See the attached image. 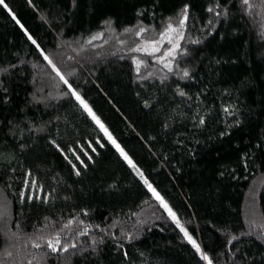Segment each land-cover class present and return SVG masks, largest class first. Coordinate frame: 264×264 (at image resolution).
<instances>
[{"label": "trees", "instance_id": "1", "mask_svg": "<svg viewBox=\"0 0 264 264\" xmlns=\"http://www.w3.org/2000/svg\"><path fill=\"white\" fill-rule=\"evenodd\" d=\"M5 2L19 23L0 6V264H207L69 84L213 264H264V0ZM185 6L172 72L167 41L131 51ZM57 233L77 248L52 253Z\"/></svg>", "mask_w": 264, "mask_h": 264}, {"label": "snow or ice", "instance_id": "2", "mask_svg": "<svg viewBox=\"0 0 264 264\" xmlns=\"http://www.w3.org/2000/svg\"><path fill=\"white\" fill-rule=\"evenodd\" d=\"M30 2H31V0H30ZM242 3L244 5H247V6L251 7V5L249 3V0H242ZM0 6H3V8L8 10L9 13L12 15L13 20H16L15 14L12 13V10L9 8V6L5 2V0H0ZM217 6H219V5H217ZM208 11L209 12H214L215 9L214 8H209ZM217 15H219V13H217ZM188 16H189L188 7L185 6L184 9L182 10V17L183 18L179 21L178 27H174L172 23H169L167 25V28L163 32L160 33L159 40H151V41L146 40L144 42V46L143 47L138 45L137 47L132 48L131 51H134V52L144 51L148 55H152V54H154L156 52H159L161 50L160 46L165 41H167V43L171 44L172 46L170 48H168L163 53L162 56L157 58V63H163L164 67L167 68L169 72H172L173 69H172L170 63L167 62L166 58L171 57L173 60H175L176 57L173 55V53L176 51L177 48H180L181 45L178 42H174L173 41V37L170 34L171 33H177V35H179L180 39H184V34H183L182 31H179V29H183L184 28V26H185V24H186V22L188 20ZM16 22L19 23L18 20H16ZM146 31H147L146 28H141L136 33V35L140 36L143 33H145ZM98 38H99V34L96 35V36H93L91 39L95 40V39H98ZM29 39L32 40V37L29 36ZM32 42L34 44L36 43L35 40H32ZM88 42L91 43V40H89ZM192 43H199V41H192ZM149 46L151 47V51L150 52L148 50ZM41 54L43 55V53H41ZM44 60L47 61L48 64L52 66L53 71H55L57 76L60 77V80L63 81V83L68 84V80L64 77V75L61 74L60 70L58 68H56V66L53 64L52 60L46 55H44ZM133 63L136 65V71L139 74L140 67L145 62L143 60H137V59L133 58ZM148 75L151 76V73H149ZM188 76H189V72L185 69L183 71V77H188ZM147 78L148 77L141 76V79H147ZM68 86H69V90L71 92V95L78 101L80 107L84 110V112H86L87 115L96 123V125L104 133L105 137L109 140L110 143L113 144V146L119 152L121 157L124 160H126L128 162V164L139 173V169L136 168V166L132 162L131 158L127 155V153L124 151V149L116 142V140L113 138V136L111 135L109 130L105 127V125L102 123L100 118L95 114V112L92 110V108L86 102V100L83 99L82 96L75 89H73L70 84ZM178 94L180 96H184L185 95V93L182 90H179ZM145 106L147 107L148 105L146 104ZM225 111L228 112L229 110L226 108ZM199 123L200 124H204L205 121L203 119H200ZM97 143H100V142L97 141ZM100 146L103 147V144H101ZM57 147H59V146H57ZM93 151H95L94 148H93ZM73 155L76 156V160L80 161L81 164L84 163L83 160H81L80 156L76 155L75 152H73ZM85 155H87V153H85ZM65 159L69 160V163L72 164L73 169L77 168V165L75 163H73L68 158V156L66 154H65ZM89 159H91V157H89ZM76 175H80V171L79 170H76ZM140 176L143 179V174L142 173H140ZM30 183H31L32 187H36L37 186V182L35 180H32ZM144 183H145V185H147L148 190L152 193V195L159 202L160 206L167 212L168 216L176 224L177 228H179L180 232L183 233V235L187 239L188 243H190L192 245V247L196 250V252L200 254L201 259L204 260V261H207V264H213V262L209 258V256L206 253L202 252L200 245L196 242L195 239H193L192 235H190L188 230L180 223V220L177 217V214L173 211V209L169 206V204L164 200V198L156 191L155 188L152 187L151 184L148 183V181L146 179H144ZM25 185L28 186L29 185V181L26 180L25 181ZM20 195H21V199L23 200L24 197H25V194L23 192H21ZM34 198L37 199V200H42V202H44V203L48 202V197H46V196L45 197H40V196L33 197V196L29 195L27 197V199L29 201L33 200ZM72 224H73V220H69L63 227H64V229H68V228H70V226ZM86 234H87L86 230L84 232H80L79 233V235H86ZM246 235L252 236L253 232L249 231L248 233H246ZM238 239H239V237L232 236L231 239L228 240V244L231 245L233 243V241H236ZM257 239H259L262 242H264V232H261V233L257 234ZM46 245H47V248L50 249L52 253H57L58 251L67 252L69 250V248H72V249H76L77 248V245L75 243L68 244L66 241L64 243H62L59 233H57L54 237L47 239ZM33 247L34 248H41V244L34 243ZM29 264H31V262H29Z\"/></svg>", "mask_w": 264, "mask_h": 264}, {"label": "rangeland", "instance_id": "3", "mask_svg": "<svg viewBox=\"0 0 264 264\" xmlns=\"http://www.w3.org/2000/svg\"><path fill=\"white\" fill-rule=\"evenodd\" d=\"M95 123V122H94ZM96 124V123H95ZM100 129V128H99ZM103 133V132H102ZM104 134V133H103ZM126 161V160H125ZM127 162V161H126ZM128 163V162H127ZM137 174V176L141 179V181L144 183V179H142L141 178V176H140V174L139 173H136ZM144 185H145V183H144ZM145 187H146V189L148 190V187H147V185H145ZM149 191V190H148ZM150 192V191H149ZM31 194H33V191H32V193ZM150 194L152 195V193L150 192ZM40 195V194H39ZM153 196V195H152Z\"/></svg>", "mask_w": 264, "mask_h": 264}]
</instances>
